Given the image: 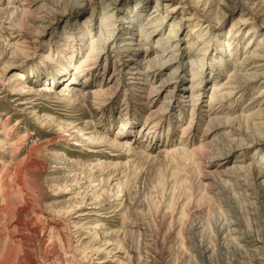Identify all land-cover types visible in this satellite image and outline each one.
Segmentation results:
<instances>
[{
    "label": "rangeland",
    "instance_id": "rangeland-1",
    "mask_svg": "<svg viewBox=\"0 0 264 264\" xmlns=\"http://www.w3.org/2000/svg\"><path fill=\"white\" fill-rule=\"evenodd\" d=\"M24 1L0 5L17 8ZM134 2L102 0L91 8L89 0H72L40 28L35 9H26L19 36L3 30L8 25L0 18V264H41L44 257L56 264H144L148 257L156 264H189L194 254L189 226L200 221L213 233L220 206L211 190L217 172L234 160L217 158L223 167L214 169V157L190 152L205 129L213 84L226 82L229 72L242 75L233 67L264 40V0H224L227 8L219 13L193 0H141L137 11ZM168 7L171 14L165 13ZM153 11L159 18L166 14L157 30L146 25ZM171 23L177 25L169 42L173 53L158 48L157 41H168ZM109 24L115 27L111 38L100 40L94 59L82 64L91 50L85 33L93 41ZM156 53L167 66L155 85L171 73L174 79L148 96L137 88L138 77L126 72L132 62ZM194 73L197 88L188 92ZM108 80L105 95L96 94ZM247 81L242 92L227 95L232 100H220L217 107L253 115L264 84ZM64 89L68 95H60ZM148 109L156 111L151 121L159 119L157 130L144 124ZM191 110L195 116L187 128ZM129 136L128 152L122 144ZM254 151L246 149L238 161L264 175V157L251 158ZM263 205L264 193L239 203L236 215L230 211L240 223L237 231H260ZM17 218L34 223L39 235L45 229L44 242L28 230L27 250L12 242ZM254 256L252 264H264ZM234 258L224 256L217 264H239Z\"/></svg>",
    "mask_w": 264,
    "mask_h": 264
},
{
    "label": "bare ground",
    "instance_id": "bare-ground-1",
    "mask_svg": "<svg viewBox=\"0 0 264 264\" xmlns=\"http://www.w3.org/2000/svg\"><path fill=\"white\" fill-rule=\"evenodd\" d=\"M100 1L102 0H89V2L91 3V8L94 6L95 3L96 4L100 3ZM110 1H113V0H110ZM168 1L171 2V0H168ZM223 1L224 0H193V3L195 6H198L201 3L206 2V5L208 6V8L214 7L216 12L219 13V12H222L223 10H226L227 8L226 4H223ZM71 2L72 0L68 1L67 3H64V0H25L20 6H17V8L11 7L9 5L7 6L0 5V18L4 19V21L8 25L7 26L8 29L5 28L3 30H7V31L12 30L13 33H16L17 36H19L18 35L19 32H21V30L24 29L22 25H20L21 24L20 17L25 13L26 9L29 10L31 8L35 9L34 10L35 17L33 18V20L36 21V23L34 21L33 22L37 26V28H40L43 26L44 21L47 18V16H49V14H51L52 12L56 13L57 10L59 9L63 10L66 6L68 7ZM109 4H112V2ZM141 4H142L141 0H135L134 6L136 7L135 9L136 11L138 8H140ZM236 5H237L236 3L233 4V6H236ZM165 6L167 5L165 4ZM230 8L232 9L233 7H230ZM253 8L254 6L249 8V10L251 11ZM172 10L173 9L168 7L166 8L165 13L171 14V12H173ZM31 13H33V11ZM159 15L160 14H158V11H153V13L150 15L148 19V24H146L150 27V29L154 28L155 30H157L158 26H160V23H162L164 19L166 18L165 17L166 14L165 16L164 15L161 16V18H159ZM107 18H109V16H107L106 14L103 15L102 21L103 22L106 21ZM103 22H101L100 25H102ZM172 23H171V28L168 33L169 35V37L167 38L168 41L163 43L162 42L163 39L159 38L157 40L158 48L164 49V50L170 49L169 53L172 52L171 49L174 48L173 47L174 42L172 44H170L169 42H170L171 37L173 36L172 35L173 31L175 30L177 26L175 24L172 25ZM86 28L87 26L82 25L80 30L83 31ZM113 28L115 27H113L112 24H109L108 26H106V30L104 28L103 29L101 28V31L98 33L97 38L93 41L91 40V38L94 37L93 34L85 33L86 36L89 37V38L88 37L86 38H88V41L91 45L90 46L91 50L86 56V58H84L83 61L81 62L82 64L83 63L87 64L89 60L92 61L94 59V56H95L94 54L96 53L95 51L97 50L96 44L100 40H105V41L109 40L111 38L109 34L111 33L110 31H112ZM1 29L2 28H0V31ZM228 34H231V32H228ZM145 37L142 38L143 41L144 40L146 41ZM23 38L28 39L27 37H23ZM232 44H234V41L231 42V45ZM140 45L141 44L139 43L138 46ZM160 54L159 56H157L158 54L156 53L155 56H153L152 58L148 56V57H145L143 60L140 59V60L134 61L127 68L126 74L129 76L138 77L136 80L139 81V83L137 82V84L140 87H137V88L142 93L144 94L147 93L148 96H150L151 92L155 94L161 92L163 89H165L166 85L171 84L170 80L174 79L173 78L174 74L171 73L167 76V79H165L164 81H160L159 83H157V85H155V83L153 82V80L157 79V77L162 73L161 69L166 68L167 66L166 65L167 61L163 60ZM248 54L249 56H245L244 59L242 60L243 62H239L233 67V70L237 71L238 73L244 71L242 75H236L237 78H235V77H232L234 74H230L229 72L227 73L228 78L226 82L213 84V88L210 94V101L207 106V109L204 111L205 112L204 116H205V119L207 120L205 124V129L202 130V133L200 137L197 139V142L195 138L196 144L193 146V149L190 152V154H195V155L198 153L201 154V152L208 153L210 155L209 156L210 158L214 157L213 160H217V158H220V160L223 159L225 162H227L231 160L232 158L234 161L232 162L231 167L223 171L217 172V174L219 175V176L217 175L218 181L215 184L217 187L211 190V193H213L212 195L213 198L219 197L218 205L220 206L219 207L220 209L218 208L220 210V213H218L220 214V216H219L218 221L214 224L212 228L213 233L207 234L204 230L205 228L203 229L202 224L199 223L200 221H198L197 223L195 222V224H192L191 226H189L187 233L191 237L189 238L192 239L194 242V246L192 249L194 254H192L189 264H217L218 261L223 259L224 256H228V255L235 257L234 258L235 261L239 262V264H252L253 260L257 259L256 258L257 256H254V255H259L258 257H260L261 260L264 259L263 258L264 257V225H263L264 223L262 224L263 226H260L261 228L259 227L260 231H252L253 232L252 233L251 231H249L250 229L249 230L247 229V231L241 234V232L237 231V228H236L238 224L237 222L238 220L235 219L236 217L233 218L234 216L233 217L230 216V211H232V213L234 214L238 213L237 205L239 203L246 202V201L248 202V200L259 199L261 198V195L264 193L263 192L264 191V175H262V173L257 171L256 169L251 168L250 164L241 165V163H239L238 161V159L241 158V156H238V155H241L242 153L246 151V149H249V148H253L255 150L254 153L251 155V158H254L256 153H260V155L264 157V88H262L259 91V95L257 96L258 100L255 103L258 108H257V111L253 115H247L246 111H240V113L234 115L233 113L230 114V112H225L226 110L223 111L222 106L217 107V105L220 103V100L230 101L232 100L231 98L239 94V92H242L245 89L244 86H246L245 85L246 82H249L247 80H251V82L257 85L264 84V40L259 42L258 45H255L251 53H248ZM145 60H147V62H145ZM248 66L250 67L247 68ZM195 77H196V74L194 73L193 78L191 77L192 79L190 81L191 83L192 82L194 83L191 85L192 87L191 89L188 90V92H191L192 90L197 88L196 86L197 83L195 82V79H194ZM12 80L15 81V79H12ZM110 82L111 80L106 81L104 85H101L100 89H97V91H95V93L99 95L104 94L107 90H109L107 89L108 88L107 85ZM148 82H150V85H148ZM67 91L68 89L62 90L60 92V95H65ZM170 92L171 91H169L168 94ZM68 93L66 95H68ZM232 93H233L232 97L230 99H227L228 98L227 95H231ZM195 104L196 103L191 105L192 109L195 106ZM224 108L229 109L230 106H227ZM155 114H156V111L148 109L147 112H145L146 116H145L144 124L146 126H152L154 130H157L159 129L157 128L159 125L158 123H160V122H157L159 119L156 122L155 120L151 121L152 118L155 117ZM194 116L195 114L193 113V110H191V116H190L191 119H190V122L187 123V126H186L187 128H189V126H191V124L193 123ZM184 131L185 130H182L183 134L185 133ZM80 137L83 139L86 136L81 135ZM85 140H88V142H92L91 138H87ZM131 141H133L132 136L130 137V139L124 141V143L122 144V148L124 147L125 151H128V152L132 151ZM134 141L137 142V139L134 138ZM179 147L180 148L183 147V144H181V146ZM164 151L165 153L169 152V151L167 152L166 150ZM172 152H176V151H172ZM261 161H264V158L261 159ZM213 164L214 166L211 164V167L214 169H221V167H223L221 166V161H218L217 163H213ZM94 166H102V165L100 163H97ZM260 209H261V204H258L257 205L258 215H260V212H259ZM262 209H264V205ZM5 210H8V209H5ZM3 213L6 214V212H3ZM17 213H18L17 216L21 214L20 212H17ZM14 222L15 223L10 230L11 233L14 232V237H13L12 242L18 243L19 247H21L22 250L23 249L27 250L28 248L27 246L30 245L31 239L29 240V237L26 235V232H27L26 230L31 231L34 237L38 239L39 243L44 242V236L46 234L44 235L43 232L45 231V229H43L44 231H42L41 234L39 235L37 233L36 228L34 229V226H35L34 223L33 224L25 223V222H22L19 218H17L16 221ZM258 232H261L259 237H258ZM9 238L10 237H7L8 240H10ZM223 249L225 250V253L224 252L221 253ZM4 251H5V254L3 257L4 259H7L11 252V249L8 246L6 249H4ZM198 259L200 262L198 261ZM143 262L144 264H156L155 261H153L151 257L144 259ZM33 263L30 262L29 264H33ZM41 264H56V263H54L53 259L44 257L41 261Z\"/></svg>",
    "mask_w": 264,
    "mask_h": 264
}]
</instances>
